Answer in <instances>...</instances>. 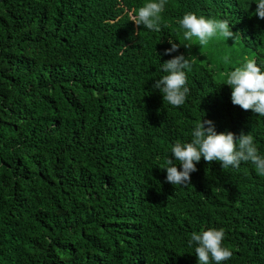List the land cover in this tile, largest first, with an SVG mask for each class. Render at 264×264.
I'll use <instances>...</instances> for the list:
<instances>
[{"label":"trees","instance_id":"16d2710c","mask_svg":"<svg viewBox=\"0 0 264 264\" xmlns=\"http://www.w3.org/2000/svg\"><path fill=\"white\" fill-rule=\"evenodd\" d=\"M147 2L0 0V264H199L188 239L209 228L233 252L223 264H264L254 165L202 157L177 186L161 169L202 119L251 132L264 156V116L221 85L245 58L264 71L257 0H167L160 32L130 20ZM189 12L228 21L239 55L235 43L225 50L233 38L207 46L229 51L227 62L196 38L186 48L179 20ZM170 39L180 47L165 55ZM180 54L192 62L190 93L174 107L153 85Z\"/></svg>","mask_w":264,"mask_h":264},{"label":"clouds","instance_id":"9594fccd","mask_svg":"<svg viewBox=\"0 0 264 264\" xmlns=\"http://www.w3.org/2000/svg\"><path fill=\"white\" fill-rule=\"evenodd\" d=\"M167 0H151L139 7L131 15V21L137 26L160 32L162 16ZM255 14L264 19V0H257ZM184 29L183 43L191 48L193 38H196L201 48L206 47L213 38H238L226 20L197 16L195 13H186L179 20ZM167 27V25H164ZM171 47L164 54L177 52L180 45L169 40ZM228 57H225L227 62ZM192 62L183 54L176 55L162 64V71L167 73L156 79L153 85L163 93V100L171 106L179 107L186 102L190 93L187 86L185 69L191 70ZM231 86V99L234 105L243 110H252L258 116H264V71L257 65L255 59L245 58L242 66L226 73V80L221 85ZM207 125V127H206ZM191 142L181 144L177 142L171 148V156L166 159V182L177 185L191 183V174L197 171V163L203 157L206 162L218 161L223 169H239L242 162L254 165L258 175L264 177V156L258 153L251 132H241L239 137L231 131L217 132L212 120H197L192 130ZM175 158V162L172 159ZM178 162V163H177ZM177 164L182 165V170ZM225 233L223 229L209 228L200 232L193 231L188 239V247H194L199 264H223L229 260L233 252L223 246Z\"/></svg>","mask_w":264,"mask_h":264},{"label":"rangeland","instance_id":"374dc122","mask_svg":"<svg viewBox=\"0 0 264 264\" xmlns=\"http://www.w3.org/2000/svg\"><path fill=\"white\" fill-rule=\"evenodd\" d=\"M214 41V38L209 42V44L207 46H209L212 42ZM232 43H235L236 44V48H237V54L239 55L240 53V46L237 44L236 41H234V39H232L231 41H229V43L227 44V46L225 47V50L228 49L230 47V45ZM207 46L205 47L204 51L206 52L207 55H209L210 57H213V60L216 62V61H219L221 60V58L224 56V60H225V57L228 56V52L225 53L224 55H222V52H218V49L216 50H211V49H207ZM247 56V53L245 54Z\"/></svg>","mask_w":264,"mask_h":264}]
</instances>
